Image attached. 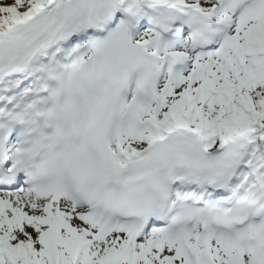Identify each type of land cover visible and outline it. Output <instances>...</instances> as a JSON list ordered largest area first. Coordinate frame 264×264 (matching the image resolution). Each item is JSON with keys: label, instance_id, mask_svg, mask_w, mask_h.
<instances>
[{"label": "snow or ice", "instance_id": "snow-or-ice-1", "mask_svg": "<svg viewBox=\"0 0 264 264\" xmlns=\"http://www.w3.org/2000/svg\"><path fill=\"white\" fill-rule=\"evenodd\" d=\"M0 264H264V0H0Z\"/></svg>", "mask_w": 264, "mask_h": 264}]
</instances>
